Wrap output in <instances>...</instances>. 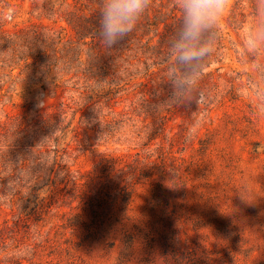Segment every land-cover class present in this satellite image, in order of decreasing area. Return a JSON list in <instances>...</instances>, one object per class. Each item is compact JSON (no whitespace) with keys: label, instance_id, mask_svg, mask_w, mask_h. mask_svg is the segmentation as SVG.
Listing matches in <instances>:
<instances>
[{"label":"rangeland","instance_id":"374dc122","mask_svg":"<svg viewBox=\"0 0 264 264\" xmlns=\"http://www.w3.org/2000/svg\"><path fill=\"white\" fill-rule=\"evenodd\" d=\"M109 3L0 0V264H264V0Z\"/></svg>","mask_w":264,"mask_h":264},{"label":"clouds","instance_id":"9594fccd","mask_svg":"<svg viewBox=\"0 0 264 264\" xmlns=\"http://www.w3.org/2000/svg\"><path fill=\"white\" fill-rule=\"evenodd\" d=\"M225 0H188L191 24L186 36L192 38L206 19L219 11ZM145 0H110L104 17V30L107 38L114 42L116 36L130 30V18L139 12ZM194 53H187L191 58Z\"/></svg>","mask_w":264,"mask_h":264},{"label":"trees","instance_id":"16d2710c","mask_svg":"<svg viewBox=\"0 0 264 264\" xmlns=\"http://www.w3.org/2000/svg\"><path fill=\"white\" fill-rule=\"evenodd\" d=\"M189 26L190 25H188V28H189ZM186 27H187V25H186ZM186 31H188V29H186ZM27 34H28V31L25 29H18L16 31L12 32L11 34H9L7 30L0 28V45L3 44V45H1L3 48H5V49L11 48V50H12V47L17 44L16 40L18 38H20L21 36H24ZM153 174L154 173H151V172L148 174L143 172V173H140V176L143 179L150 180V179H152Z\"/></svg>","mask_w":264,"mask_h":264}]
</instances>
